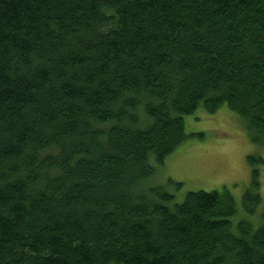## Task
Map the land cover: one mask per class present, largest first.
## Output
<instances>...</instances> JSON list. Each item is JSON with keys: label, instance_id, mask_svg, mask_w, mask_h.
Listing matches in <instances>:
<instances>
[{"label": "trees", "instance_id": "16d2710c", "mask_svg": "<svg viewBox=\"0 0 264 264\" xmlns=\"http://www.w3.org/2000/svg\"><path fill=\"white\" fill-rule=\"evenodd\" d=\"M224 105L264 142V0H0V264H264L228 189L149 184Z\"/></svg>", "mask_w": 264, "mask_h": 264}, {"label": "rangeland", "instance_id": "374dc122", "mask_svg": "<svg viewBox=\"0 0 264 264\" xmlns=\"http://www.w3.org/2000/svg\"><path fill=\"white\" fill-rule=\"evenodd\" d=\"M185 131L187 139L163 164L151 161L156 169L149 184L172 194L171 206L182 203L190 191L228 189L238 206L231 217L234 224L241 219L250 220L255 227L264 224V164H256L259 170L256 187L250 162V157L264 159V142L253 141L243 119L226 105L215 113L200 107L186 115ZM249 189H257L262 197L253 213L243 205Z\"/></svg>", "mask_w": 264, "mask_h": 264}]
</instances>
